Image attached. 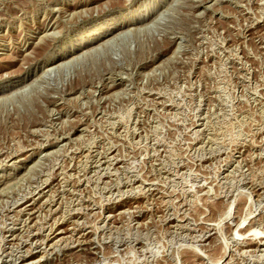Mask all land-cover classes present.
I'll use <instances>...</instances> for the list:
<instances>
[{
	"label": "rangeland",
	"instance_id": "1",
	"mask_svg": "<svg viewBox=\"0 0 264 264\" xmlns=\"http://www.w3.org/2000/svg\"><path fill=\"white\" fill-rule=\"evenodd\" d=\"M142 1L0 0V264H264V0L45 62Z\"/></svg>",
	"mask_w": 264,
	"mask_h": 264
},
{
	"label": "bare ground",
	"instance_id": "2",
	"mask_svg": "<svg viewBox=\"0 0 264 264\" xmlns=\"http://www.w3.org/2000/svg\"><path fill=\"white\" fill-rule=\"evenodd\" d=\"M163 1L164 0H144V1L139 2L138 4L133 5V6L132 5L131 6L128 5V7L124 6V7H122V8H124V10L121 11V13H120V15L118 17H114V18L112 17V18H108V19H100L99 21L97 20L94 23H92V25L88 26L87 29H85V27L80 29V30L78 29L79 31L75 34V37H74V38H76L78 40L77 41L78 42L77 45H75V46H73L71 48V46H69L70 42L68 44V38L63 40V42L61 41L62 43L60 45H58L59 47L53 46V47H50L46 51L45 55H50V56H49V58H47L45 60V62L49 63V64L53 63V61H55V59H58L59 57H62L63 55H65L66 52L75 51V50L78 51V50H81V49H84V48L86 49V46H88L90 43H91V45H90L91 48H94V47L98 46L100 44V42H98V40L104 37L103 40L106 41V39L111 36L110 34L113 31L119 30V33L120 32H125V30L127 28H129V26L131 24H133L135 22H139V21L145 19V17H148L149 15L156 13V11H157L156 9L160 7V5H161V3ZM134 26H135V24H134ZM82 36H84V39H83ZM45 37H46V35H45ZM101 44L103 45L102 42H101ZM27 73L28 72H26L25 74H22L20 76V78H18L16 80H13L11 78L12 80H6V81L2 82V83H5L2 86H1V83H0V91L1 90H5L7 88H10L13 84H17L18 82H21L22 80L24 81L25 80V76L24 75H27V77L29 76V73L28 74ZM7 81H8V84H6ZM9 81H10V83H9ZM263 237H264V234H263Z\"/></svg>",
	"mask_w": 264,
	"mask_h": 264
}]
</instances>
